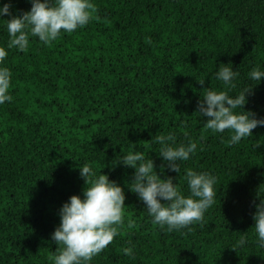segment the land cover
<instances>
[{
    "label": "trees",
    "instance_id": "16d2710c",
    "mask_svg": "<svg viewBox=\"0 0 264 264\" xmlns=\"http://www.w3.org/2000/svg\"><path fill=\"white\" fill-rule=\"evenodd\" d=\"M5 2L15 15L31 7ZM92 2L85 27L50 45L30 37L25 51L8 48L10 17H0L13 97L0 105V264H53L60 245L51 234L62 204L83 199L84 164L126 196L119 234L90 264H264L252 219L264 199V126L230 146L229 130H206L196 113L205 88L222 90L215 73L231 63L239 76L230 95L252 87L244 110L264 117V78L247 75L264 70V0ZM168 133L198 145L179 174L161 172L155 137ZM133 148L184 195L185 169L217 178L216 203L202 221L172 232L152 222L128 189L134 169L112 166ZM241 235L248 243L234 250Z\"/></svg>",
    "mask_w": 264,
    "mask_h": 264
},
{
    "label": "clouds",
    "instance_id": "9594fccd",
    "mask_svg": "<svg viewBox=\"0 0 264 264\" xmlns=\"http://www.w3.org/2000/svg\"><path fill=\"white\" fill-rule=\"evenodd\" d=\"M30 10L18 15L11 11L10 2L0 3V17L8 16L6 30L10 38L8 48L19 51L27 50L30 37H37L44 45H50L61 33H72L85 27L92 19L95 5L92 0H28ZM8 51L0 47V105L11 102L9 94L12 73L3 66ZM249 79L260 83L264 70L253 67L247 74ZM239 76L232 64H223L215 73V79L222 85V90L205 88L202 99L197 102L199 117H206L204 128L213 133L231 132L229 145H235L242 139L252 136L258 126H264V117L244 110L247 103L246 94L251 88L240 90L235 96L230 95L237 87ZM203 86L205 79L198 80ZM257 83V84H258ZM160 145L158 156L166 162L161 166L177 174L180 162H186L195 155L197 143L189 140L186 144L176 143L172 133L155 137ZM134 169L133 180L128 188L142 202L147 215L159 227L167 231L189 229L190 225L203 220L205 212L216 203L217 178L208 172H198L191 168L184 171L188 195L173 182V177L161 179L154 171L152 159H146L142 153L133 148L127 155L115 161ZM80 177L85 181L83 199L72 195L59 209V225L51 234V239L60 245L50 257L53 264H90L93 257L101 253L116 237L123 224L125 192L106 174L97 173L87 164L79 167ZM163 201V202H162ZM254 233L258 247L264 249V199L254 204ZM248 243L246 235H241L235 248H242ZM132 254V248L125 250Z\"/></svg>",
    "mask_w": 264,
    "mask_h": 264
}]
</instances>
